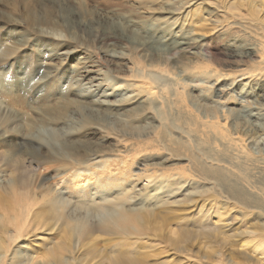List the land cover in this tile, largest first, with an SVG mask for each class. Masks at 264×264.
<instances>
[{
	"label": "bare ground",
	"instance_id": "bare-ground-1",
	"mask_svg": "<svg viewBox=\"0 0 264 264\" xmlns=\"http://www.w3.org/2000/svg\"><path fill=\"white\" fill-rule=\"evenodd\" d=\"M146 1L160 25L141 33L132 46L133 53H143V62L134 64L127 86L130 106L95 111L126 118L123 130L113 134L124 150L68 143L61 153L47 148L25 159L21 183L1 186L6 200L0 196L5 201H0V264H160L150 254L160 243L172 254L161 264H260L237 249H224L226 230L204 218L213 211L217 222L226 221L229 201L240 205L243 222L251 215L248 209L264 215V150L250 149L264 135L256 124L261 114L214 108L202 113L190 106L186 90L193 79L226 82L264 106V0H159L156 9V0ZM219 43L226 70L210 51ZM83 101L76 102L80 112L87 106ZM59 112L53 119L60 123ZM88 116L81 125L101 126ZM158 154L162 160L144 168L143 162ZM5 158L1 151L0 167ZM170 161L176 162L173 170L163 167ZM138 164L133 174L130 168ZM44 165L57 172L48 184L37 172ZM142 182V190H136ZM190 188L194 194L187 196L199 194L198 199L178 202L176 197H185ZM198 201L201 209L207 201L211 207L189 216L188 203ZM180 212L186 213L182 223ZM255 228L256 223L243 228L241 239L254 237L239 240L240 247L253 244L251 251L264 255V236L255 240ZM52 232L49 247L36 254L27 240ZM21 242L26 247H16ZM199 242L205 251L193 253Z\"/></svg>",
	"mask_w": 264,
	"mask_h": 264
},
{
	"label": "rangeland",
	"instance_id": "rangeland-1",
	"mask_svg": "<svg viewBox=\"0 0 264 264\" xmlns=\"http://www.w3.org/2000/svg\"><path fill=\"white\" fill-rule=\"evenodd\" d=\"M147 3L146 0H0V152L4 151L7 157L0 167V196L4 200L1 186L8 181L21 183L24 175L20 167L22 168L24 160L33 155H43V150L47 148L61 153L62 146L68 143H90L110 150H124L121 148L122 144L117 146L118 142L113 134L123 130V126L127 124L126 118L97 113H100L98 109L101 106H130V100L126 96L132 90L127 86L131 83L134 64L140 66L143 62V53H133L132 46L141 33L160 25L155 19L158 17L156 12H150ZM156 4H159V0L154 2L155 9L159 7ZM210 51L222 69L230 68L225 65L227 55L223 53V44H214ZM260 86L264 89V80ZM190 87V90H186V95L193 109L202 113L214 108L231 111L233 115L261 114L256 124L264 127V106L254 102L256 97L254 100L247 98L246 94L241 96L226 82L193 79ZM211 90L222 91L223 97L214 96V91L211 93ZM231 96L239 101L232 100ZM82 100H85L83 102L87 106L80 112L75 106L76 102ZM59 110L62 111L61 118L64 120H60V123L53 119L54 115L61 113H58ZM87 114L90 118L101 121V126L81 125ZM261 137L255 145L250 146L254 153L264 150V135ZM162 158L163 155L158 154L152 160H145L144 168L159 163ZM175 163L170 161L163 167L173 170ZM45 168H48L47 165L38 167L37 172L40 180L45 179L48 184L53 182L57 172ZM130 169L133 174H137L140 166L133 165ZM144 183L138 184L136 190H142ZM196 189L202 191L200 188ZM211 192L213 190L210 194ZM187 193L194 194L193 188L185 192V197L177 196L178 202H183L188 197L191 200L199 197V194L187 196ZM2 198L0 201L5 202ZM188 204L190 208L186 213L189 216H200L211 207L208 201L204 209H201L200 201ZM180 205L183 206V203ZM228 209L230 214L226 221L217 222L213 211L210 218L204 219L210 221L209 226L223 227L226 230L224 249H237L247 255L251 263L259 260L261 264L264 255L258 254L259 251L252 252L253 244L240 247L242 241L250 242L254 236L248 235L243 239L239 236L243 228L250 227L253 223L257 224V228L253 229L255 240L264 236V215L260 211L248 209L246 213L251 215L243 222L240 205L229 201ZM186 213H177L182 216L179 223L183 222ZM53 233H37L38 236L27 241L34 247L33 251L39 254L44 247H49ZM103 239L98 240L99 246L106 243L100 242ZM239 240L242 241L239 243ZM163 245L154 244L150 249V254L161 263L172 258V254L166 250L170 248ZM16 247L24 248L26 244L21 242ZM192 251L198 254V251L202 253L205 249L199 242L193 245ZM179 256L183 258V255Z\"/></svg>",
	"mask_w": 264,
	"mask_h": 264
}]
</instances>
